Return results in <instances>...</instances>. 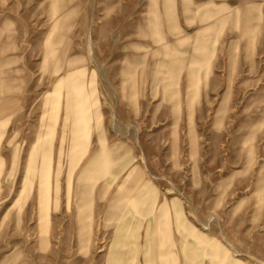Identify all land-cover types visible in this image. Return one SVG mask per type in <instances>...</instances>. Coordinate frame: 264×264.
Instances as JSON below:
<instances>
[{
	"label": "rangeland",
	"instance_id": "rangeland-1",
	"mask_svg": "<svg viewBox=\"0 0 264 264\" xmlns=\"http://www.w3.org/2000/svg\"><path fill=\"white\" fill-rule=\"evenodd\" d=\"M0 264H264V0H0Z\"/></svg>",
	"mask_w": 264,
	"mask_h": 264
},
{
	"label": "bare ground",
	"instance_id": "bare-ground-1",
	"mask_svg": "<svg viewBox=\"0 0 264 264\" xmlns=\"http://www.w3.org/2000/svg\"><path fill=\"white\" fill-rule=\"evenodd\" d=\"M78 90H79V92H80V94H81V93H82V90H80V89H78ZM80 97H81V95H80ZM79 105H80V104H79ZM85 106H86V105L83 106L82 103H81V105H80L79 107H81V108H82V107H83V108H86Z\"/></svg>",
	"mask_w": 264,
	"mask_h": 264
}]
</instances>
